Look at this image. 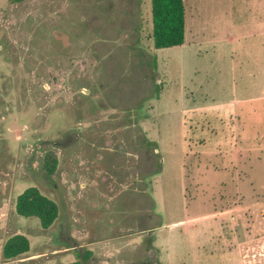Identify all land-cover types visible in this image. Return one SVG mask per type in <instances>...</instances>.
Here are the masks:
<instances>
[{
	"label": "rangeland",
	"instance_id": "1",
	"mask_svg": "<svg viewBox=\"0 0 264 264\" xmlns=\"http://www.w3.org/2000/svg\"><path fill=\"white\" fill-rule=\"evenodd\" d=\"M183 4L154 49L150 0H0V264H264V0Z\"/></svg>",
	"mask_w": 264,
	"mask_h": 264
},
{
	"label": "trees",
	"instance_id": "2",
	"mask_svg": "<svg viewBox=\"0 0 264 264\" xmlns=\"http://www.w3.org/2000/svg\"><path fill=\"white\" fill-rule=\"evenodd\" d=\"M154 49L179 47L184 44V4L183 0H150ZM57 160L52 159L46 168L48 175H53ZM15 213L23 218H36L42 230L49 229L58 218L59 209L55 201L43 195L38 188L29 187L23 190L15 200ZM30 249L26 236L16 234L8 238L2 247L4 260H12ZM90 254H87L89 256ZM87 256L83 259L86 260ZM68 264H82L76 260Z\"/></svg>",
	"mask_w": 264,
	"mask_h": 264
}]
</instances>
